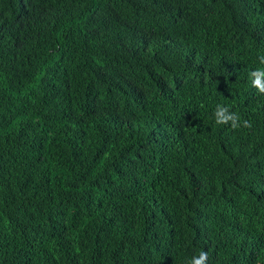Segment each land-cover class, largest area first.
<instances>
[{
    "label": "trees",
    "instance_id": "16d2710c",
    "mask_svg": "<svg viewBox=\"0 0 264 264\" xmlns=\"http://www.w3.org/2000/svg\"><path fill=\"white\" fill-rule=\"evenodd\" d=\"M261 56L264 0H0V264H264Z\"/></svg>",
    "mask_w": 264,
    "mask_h": 264
},
{
    "label": "clouds",
    "instance_id": "9594fccd",
    "mask_svg": "<svg viewBox=\"0 0 264 264\" xmlns=\"http://www.w3.org/2000/svg\"><path fill=\"white\" fill-rule=\"evenodd\" d=\"M260 62L264 64V56L260 57ZM249 75L252 86L258 89L261 94H264V69H257L251 72ZM214 116L217 124H230L234 129L240 127L238 116L234 113H231L229 109L223 105H217ZM243 127L250 128L251 123L249 121H244ZM208 259V253L201 250L197 256L192 257L188 261V264H207Z\"/></svg>",
    "mask_w": 264,
    "mask_h": 264
}]
</instances>
